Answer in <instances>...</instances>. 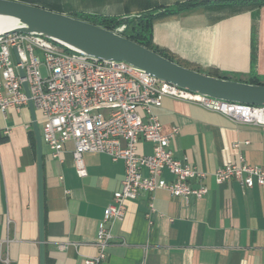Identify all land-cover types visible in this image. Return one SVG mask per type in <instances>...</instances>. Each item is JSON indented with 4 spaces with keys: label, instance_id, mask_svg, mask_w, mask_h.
<instances>
[{
    "label": "crops",
    "instance_id": "0c3cea01",
    "mask_svg": "<svg viewBox=\"0 0 264 264\" xmlns=\"http://www.w3.org/2000/svg\"><path fill=\"white\" fill-rule=\"evenodd\" d=\"M13 1L77 19L172 10L154 22L155 46L186 68L264 83V4L208 3L177 12V6L199 0ZM154 113L163 135L178 129L169 148L176 159L207 174L208 193L188 203L165 190L127 201L123 219L111 225L112 240L101 264H264V186L243 188L234 180L216 184L212 176L218 167L239 164L240 157L264 171V126L234 122L169 97ZM42 125L41 114L28 105L0 112V264L5 258L7 264H41L39 184L42 264H84L97 256L99 223L121 188L122 161L87 153L86 175L80 177L73 145L65 144L60 158H53L41 140ZM137 152L150 155L152 146L140 141ZM162 178L172 180L166 172Z\"/></svg>",
    "mask_w": 264,
    "mask_h": 264
},
{
    "label": "built area",
    "instance_id": "2783aa9c",
    "mask_svg": "<svg viewBox=\"0 0 264 264\" xmlns=\"http://www.w3.org/2000/svg\"><path fill=\"white\" fill-rule=\"evenodd\" d=\"M125 29L122 23L112 31L122 35ZM165 97L195 104L234 122L264 126V106L194 95L127 63L71 53L46 38L0 35V112L19 110L30 100L43 119V144L59 159L65 144L71 143L75 172L80 177L86 175L83 156L87 153L104 154L112 162L124 163L121 188L113 194L98 226V254L86 258L84 264H101L105 259V248L112 240L111 225L123 219L127 201L142 193L165 190L188 203L190 198L202 199L208 193L204 184L207 174L176 159L169 148V139L178 129L162 134L154 110ZM140 141L151 144L150 155L138 154ZM234 148L238 149L237 143ZM165 172L172 177L169 183L162 178ZM212 176L216 184L234 180L243 188L264 186V171L246 165L241 157L239 164L218 167ZM193 181L197 187L192 186ZM152 200L151 213L155 211Z\"/></svg>",
    "mask_w": 264,
    "mask_h": 264
},
{
    "label": "water",
    "instance_id": "95a60500",
    "mask_svg": "<svg viewBox=\"0 0 264 264\" xmlns=\"http://www.w3.org/2000/svg\"><path fill=\"white\" fill-rule=\"evenodd\" d=\"M202 1L208 4L220 0ZM165 11V9H160L154 15L162 14ZM0 18L14 22L12 28L0 33L2 36L20 34L46 38L71 53L84 54L88 58L99 61L127 63L159 81L194 95L234 104L264 106V85L216 78L186 68L120 34L80 19L13 0H0ZM20 76L23 77L22 71H20ZM23 89L29 98L26 83H23ZM28 107L33 113L34 108L30 100L28 101ZM33 125L39 152V133L36 123ZM39 206V242L42 264V195L40 184Z\"/></svg>",
    "mask_w": 264,
    "mask_h": 264
},
{
    "label": "trees",
    "instance_id": "16d2710c",
    "mask_svg": "<svg viewBox=\"0 0 264 264\" xmlns=\"http://www.w3.org/2000/svg\"><path fill=\"white\" fill-rule=\"evenodd\" d=\"M215 3H232V4H237V5H256V6H260L262 4H264V0H220L219 2H215ZM202 4H206L204 3L202 0L196 2V3H191V4H184V5H180L177 6L173 11H177V12H182L185 10H190L191 8L196 7L197 5H202ZM172 10H166L164 13L162 14H166L171 12ZM162 14H146L143 15L142 17H139L137 20H123V19H112V18H101V17H81L79 16L78 18L80 20L89 22L93 25L99 26L103 29L106 30H114L117 26H119L120 24L124 23L126 25V29L124 31V33L122 34V36L126 37L127 39L155 52L160 54L161 56L174 61L180 65H182L181 63L175 61L172 59L171 54L166 53L165 51L159 49L157 46L154 45L153 41H152V28L154 25L155 20ZM183 66V65H182ZM190 69V68H189ZM192 70L198 71L200 73H204L207 74L209 76L212 77H216V78H222V79H227V80H233V81H240V82H245V83H250V84H254V85H264L263 82H261L258 79L255 78H251L247 81H242L239 80L237 78L234 77H229L223 74H220L219 72H217L216 70H209L207 72H203L199 69H194L191 68Z\"/></svg>",
    "mask_w": 264,
    "mask_h": 264
},
{
    "label": "bare ground",
    "instance_id": "6f19581e",
    "mask_svg": "<svg viewBox=\"0 0 264 264\" xmlns=\"http://www.w3.org/2000/svg\"><path fill=\"white\" fill-rule=\"evenodd\" d=\"M13 26H14L13 21L0 18V33L8 31Z\"/></svg>",
    "mask_w": 264,
    "mask_h": 264
},
{
    "label": "rangeland",
    "instance_id": "374dc122",
    "mask_svg": "<svg viewBox=\"0 0 264 264\" xmlns=\"http://www.w3.org/2000/svg\"><path fill=\"white\" fill-rule=\"evenodd\" d=\"M200 1V0H199ZM143 15H132V16H127V18L128 17H134L132 20H137L139 17H142ZM113 19V18H112ZM115 19H117V18H115ZM119 19H125V21L126 20H128V19H126V18H119ZM152 41H153V28H152Z\"/></svg>",
    "mask_w": 264,
    "mask_h": 264
}]
</instances>
